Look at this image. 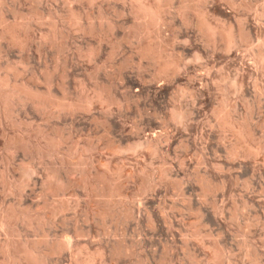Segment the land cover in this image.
<instances>
[{"label": "rangeland", "instance_id": "rangeland-1", "mask_svg": "<svg viewBox=\"0 0 264 264\" xmlns=\"http://www.w3.org/2000/svg\"><path fill=\"white\" fill-rule=\"evenodd\" d=\"M159 3L166 25L146 33L131 0H0V264H264V0ZM238 72L221 114L218 81ZM179 87L206 92L185 134Z\"/></svg>", "mask_w": 264, "mask_h": 264}, {"label": "bare ground", "instance_id": "bare-ground-1", "mask_svg": "<svg viewBox=\"0 0 264 264\" xmlns=\"http://www.w3.org/2000/svg\"><path fill=\"white\" fill-rule=\"evenodd\" d=\"M131 1H133L134 3H135V9H134V13H135V15H134V17L136 16V23H135V21H134V23L135 24H137V21H139L140 23H142L143 24V28H144V30H145V32L146 33H148V32H150V30H151V28L152 27H154V28H160L161 29V27H163V26H165L166 25V20H165V15L169 12V8H168V6H166V5H163V3L161 4V3H159V2H162V0L161 1H158L157 3H154V4H151V3H147V1L145 2L144 0H131ZM157 1V0H156ZM155 1V2H156ZM168 2V1H167ZM173 3V2H172ZM263 6V5H262ZM172 9V8H171ZM133 10V9H132ZM185 11V10H184ZM262 13H264V12H262ZM201 17V16H200ZM134 19V18H133ZM103 20V19H102ZM207 18L205 19V15L203 16V25L208 29V31L210 32V33H214L216 30H215V27L213 28L212 26H211V24L209 25L208 23H207ZM92 21V20H91ZM105 21V20H104ZM109 21V20H108ZM103 22V21H102ZM169 22V21H168ZM241 22V21H240ZM109 23V22H108ZM258 23V22H257ZM263 23V22H262ZM90 24V23H89ZM102 24V23H101ZM104 24V23H103ZM105 25V24H104ZM106 25H107V23H106ZM113 26H114V24H113ZM239 26H240V24H239ZM245 27V26H244ZM110 28V27H109ZM141 28H142V25H141ZM142 28V29H143ZM153 28V29H154ZM242 28V27H241ZM246 28V30L248 29L247 27H245ZM219 29V28H218ZM222 29V28H221ZM83 30V29H82ZM107 30V29H106ZM163 30V29H162ZM224 31L225 30H227V29H223ZM88 31V30H87ZM219 31H220V29H219ZM230 32V28H229V31H228V33ZM226 34V37H227V40H228V44H227V50L228 51H232V49L231 48H233V45H235V43H237V42H235V39H234V37L232 36V35H230V34ZM245 33V32H244ZM159 34V33H158ZM216 34V33H215ZM220 34V33H219ZM237 34H239V33H237ZM242 34V33H241ZM247 34V33H246ZM211 35V34H210ZM214 35V34H213ZM238 36V35H237ZM240 36V35H239ZM259 36V35H258ZM208 37V36H207ZM242 37V36H241ZM238 38V37H237ZM245 38L246 37H244V39L243 40H245ZM253 38V37H252ZM259 38V37H258ZM237 40V39H236ZM239 41H241L240 40V37H239V39H238ZM237 40V41H238ZM238 41V42H239ZM263 41V40H262ZM244 43V42H243ZM239 44V43H238ZM237 44V45H238ZM242 44V43H241ZM248 44V43H247ZM249 44H251V43H249ZM248 44V45H249ZM260 44V43H259ZM236 45V46H237ZM182 46V45H181ZM235 46V47H236ZM260 46V45H259ZM261 46L262 47H264V43L262 42V44H261ZM238 47H239V45H238ZM183 48V47H182ZM187 48V47H186ZM250 48H252V46H250ZM147 49V48H146ZM255 49H257V48H255ZM263 49V48H262ZM234 50V49H233ZM236 50L237 51H239L237 48H236ZM227 51V52H228ZM231 51H230V53H231ZM236 51V52H237ZM256 52H258V51H256ZM89 53V52H88ZM245 54V53H244ZM87 55H89V54H87ZM245 57V56H244ZM255 57V56H254ZM193 59H194V62L195 63H202V61H203V58H204V56L202 57V55L201 54H199V53H195V55H194V57H192ZM165 59V58H164ZM258 59H259V61L264 65V49H263V53H260L259 54V56H258ZM160 60V59H159ZM158 60V61H159ZM163 60V59H162ZM173 60V59H172ZM191 60V59H190ZM170 62V61H169ZM173 62H175V61H173ZM187 62V61H186ZM193 62V63H194ZM178 63V62H177ZM185 63V62H184ZM201 63H200V65H201ZM206 62H204V64H205ZM175 63H173V64H169V63H167V64H162V65H164L162 68H161V73H165V72H167L168 71V69L170 68V67H172L173 65H174ZM203 64V63H202ZM179 65V64H178ZM185 65V64H184ZM261 65V64H260ZM176 66V65H175ZM183 66V65H182ZM213 67H214V65H213ZM175 68V67H174ZM180 68V67H179ZM184 67H181V69H183ZM264 68V67H263ZM187 69V68H186ZM185 69V70H186ZM177 70H178V68H177ZM261 70V69H260ZM264 70V69H263ZM241 72V71H240ZM240 72H238V73H235L236 75L234 76H221V78L219 79V81H218V85H219V88L218 89H220V91H221V93L223 94V96L222 97H224L223 99H222V107H221V111H219V112H221V114H224V113H229L230 112V110H232L233 109V107H232V109H230V105H229V97L230 96H237V97H239L240 95H243L244 94V86H245V80L246 79H244V75L242 74V73H240ZM173 75V74H172ZM179 76V75H178ZM1 78V77H0ZM177 78V77H176ZM3 83H7V81L5 80V81H3ZM16 85V84H15ZM11 86V85H10ZM25 86V85H24ZM255 86V85H254ZM178 87V86H177ZM256 87V86H255ZM17 90L13 93V94H18L19 93V91H18V88H16ZM21 89V88H20ZM27 89V88H26ZM100 90V89H99ZM176 90V89H175ZM202 90V89H201ZM27 91V90H26ZM30 91H31V89H30ZM206 91V90H205ZM258 91V90H257ZM9 92V91H8ZM13 92V91H12ZM175 92V91H174ZM174 92H173V94H174ZM197 92H199V91H197ZM261 92V91H260ZM259 92V93H260ZM40 93V92H39ZM103 93V92H102ZM104 94V93H103ZM18 95H21V94H18ZM206 95V92H204L203 90L200 92V93H192V92H190L188 89H186V88H183V87H179V88H177V91L175 92V94H174V96L173 95H171V96H173V98L172 99H174L173 100V102H174V104H173V110H172V119L174 120V121H176L177 123H179L180 125H181V127H182V129H183V133L185 134L186 132H188L189 130H190V128H192V125L193 124H195V123H193L194 122V116L197 114V113H195V112H197L196 110H197V101L199 100V99H201V98H203L204 96ZM245 95H248V94H246L245 93ZM11 96V94H7V97H10ZM234 96V97H235ZM257 96V95H256ZM95 97H97V95H95ZM104 97H105V95H104ZM206 97V96H205ZM259 97V96H258ZM14 98V97H13ZM98 98V97H97ZM103 99L104 101L103 102H109V103H111L110 101H107L106 100V98H103V97H101V96H99V99ZM86 99V98H85ZM93 100H91V97L89 98L88 97V99H87V103H86V105L88 104V107H90L91 106V104H92V101L93 102H95V98H92ZM108 99V98H107ZM241 99V98H240ZM246 99H248V97L246 98ZM27 100H28V98H27ZM60 100V99H59ZM110 100V99H109ZM256 100H257V98H256ZM255 100V101H256ZM98 101V100H97ZM96 101V103H98ZM102 101V100H101ZM201 101H202V99H201ZM236 102H237V100H236ZM257 102V101H256ZM37 103V102H36ZM39 103V102H38ZM109 103H107V104H109ZM112 103H114V102H112ZM111 103V104H112ZM171 103V102H170ZM245 103V102H244ZM249 103H250V101H249ZM252 103V102H251ZM172 104V103H171ZM232 104V103H231ZM42 105V104H41ZM245 105V104H244ZM252 105V104H251ZM44 106V105H43ZM92 106H94L93 104H92ZM103 106H105L104 104H103ZM238 107V106H237ZM236 107V108H237ZM251 107H253V106H251ZM110 108V107H109ZM235 108V109H236ZM247 108H249V107H247ZM246 108V109H247ZM73 109V108H72ZM252 109V108H251ZM236 111V110H235ZM235 111H234V114H235ZM238 111V110H237ZM249 112V111H248ZM231 113V112H230ZM247 113V112H246ZM252 114V113H251ZM247 115V114H246ZM250 115V114H249ZM221 116V115H220ZM252 116V115H251ZM171 117L169 118V119H171ZM229 117V116H228ZM246 117V116H245ZM248 118H249V116H248ZM251 118V117H250ZM195 119H196V116H195ZM197 120V119H196ZM223 120V119H222ZM246 120V119H245ZM221 121V120H220ZM229 121V120H228ZM227 121V122H228ZM249 121V120H248ZM249 122H251V121H249ZM225 123V122H224ZM230 123V122H229ZM229 123H227V124H229ZM247 123V122H246ZM226 124V125H227ZM251 124V123H250ZM253 124V123H252ZM225 125V126H226ZM234 125V124H233ZM224 126V125H223ZM240 127V126H239ZM231 128V127H230ZM247 128V127H246ZM181 129V128H180ZM233 129V128H232ZM238 129V128H237ZM241 129V128H240ZM244 129V128H243ZM249 129V128H248ZM250 129H251V133H252V128L250 127ZM242 130V129H241ZM111 130H109V132H110ZM185 131V132H184ZM244 130H242V133H244L243 132ZM254 131V130H253ZM235 132H236V130H235ZM112 133V132H111ZM236 133H240V130H239V132H236ZM235 133V134H236ZM188 134V133H187ZM251 135V134H250ZM239 135H237V137H238ZM242 136L244 137L245 135H243L242 134ZM241 136V137H242ZM253 136V135H252ZM113 137V136H112ZM111 137V138H112ZM115 138V137H114ZM240 138V137H239ZM246 138V137H245ZM113 139V138H112ZM123 139V138H122ZM244 139V138H243ZM111 140V139H110ZM114 140V139H113ZM245 140V139H244ZM114 141H116V139L114 140ZM113 141V142H114ZM248 141H249V139H248ZM248 143V142H247ZM109 144V143H108ZM245 144V143H244ZM249 144V143H248ZM247 144V145H248ZM251 144V143H250ZM22 145V144H21ZM112 145V144H111ZM110 146V145H109ZM128 146V145H127ZM148 147H150V148H152L153 150H154V148L152 147V142H151V140L150 141H144V142H139V143H135L134 145H132V146H130L128 149L130 150V151H134V152H140V151H145V149L146 148H148ZM247 147H249V146H247ZM112 148V147H111ZM245 148H246V146H245ZM252 148H253V146H252ZM255 148V147H254ZM249 149V148H248ZM251 149V148H250ZM110 150H112V149H110ZM114 150H115V147H114ZM143 151V152H144ZM201 151V150H200ZM246 151V150H245ZM114 152V151H113ZM133 152V153H134ZM149 152V151H148ZM250 152H252L253 154L254 153H256V151H254V150H250ZM259 152V151H258ZM122 153V152H121ZM125 153V152H124ZM132 153V152H131ZM145 153V152H144ZM229 153V152H228ZM143 154V153H142ZM141 154V155H142ZM196 154H197V152H196ZM202 154H203V152L200 154L201 156H202ZM233 154H235L234 152H233ZM237 154H238V152H237ZM124 155V154H123ZM260 155V154H259ZM125 156V155H124ZM200 157V156H199ZM203 157V156H202ZM186 162V161H185ZM204 162V161H203ZM199 163H201V162H199ZM215 164V163H214ZM185 165V164H184ZM208 165V164H207ZM194 166V165H193ZM200 166V165H199ZM197 167V166H196ZM195 167V168H196ZM215 167V166H214ZM187 168V167H186ZM201 168H203V167H201ZM200 168V169H201ZM193 169V168H192ZM192 169L190 170L189 169V172L190 171H192ZM199 169V171H201V173H203L204 171H202V170H200ZM205 169V168H204ZM207 169V168H206ZM197 170V169H196ZM213 170V169H212ZM114 171V170H113ZM116 171V170H115ZM185 171H186V169H185ZM222 171V170H221ZM169 172H171V171H169ZM181 172V171H180ZM179 172V173H180ZM189 172H188V174H189ZM195 172V171H194ZM208 172H210V171H208ZM218 172L220 173V170H218ZM224 172V171H223ZM181 173H183V171L181 172ZM193 173V172H192ZM192 173H190V174H192ZM197 173V172H196ZM37 174V173H36ZM35 174V172L33 171V169L31 170V169H26V168H24L23 169V171H22V182H21V186H20V189H22V190H25L27 187H29L30 186V184H31V180H34L33 178H36L34 175H36ZM102 174V173H101ZM100 174V175H101ZM107 174V173H106ZM174 174V173H173ZM187 174V175H188ZM205 174H207V171L205 172ZM55 175V174H54ZM126 175V174H125ZM170 175V174H169ZM194 175H198V174H194ZM200 175V174H199ZM203 175H204V173H203ZM246 175H248V173L246 174ZM246 175H245V177H246ZM251 175V174H250ZM163 176L164 177H166L167 176V174H166V172H164V174H163ZM175 176V175H174ZM191 175H189V177H190ZM193 176V175H192ZM205 176V175H204ZM204 176H201V178H203ZM207 176V175H206ZM205 176V178L207 179V177ZM52 177V176H51ZM108 177V176H107ZM172 178H173V175L171 176ZM185 177V176H184ZM188 176H186V178H187ZM256 177V176H255ZM54 178V177H53ZM176 178V177H175ZM180 178V177H179ZM240 178H244V177H241L240 176ZM239 178V179H240ZM250 178H252V177H250ZM52 179V178H51ZM96 179H97V177H96ZM108 179H110V178H108ZM181 179V178H180ZM188 179H191V178H188ZM198 179V178H197ZM208 179H210V178H208ZM246 179V178H245ZM249 179V177L246 179V180H248ZM173 180V179H172ZM177 180H179V179H177ZM176 180V181H177ZM195 180V179H194ZM205 179H203V181H204ZM35 181V180H34ZM111 181H112V179H111ZM190 181V180H189ZM203 181H201V182H203ZM114 182V181H113ZM182 182V181H181ZM188 182V181H187ZM191 182V181H190ZM193 182V181H192ZM201 182H200V184H201ZM204 182H206V180L204 181ZM203 182V183H204ZM208 182V181H207ZM206 182V183H207ZM211 182V181H210ZM209 182V183H210ZM252 182V181H251ZM175 183V182H174ZM199 183V182H198ZM184 184H185V181H184ZM187 184V183H186ZM192 184V183H191ZM190 184V185H191ZM177 185H178V190H179V192H180V194H183V195H185V193H186V191L188 190H186V186L185 187H183V185L181 186L180 184H178V182H177ZM194 185H196V184H194ZM211 185H212V183H211ZM251 185V184H250ZM189 186V185H188ZM187 186V187H188ZM192 186V185H191ZM202 186H205V185H202ZM174 187V186H173ZM149 188V187H148ZM190 188H192V187H190ZM203 188H205V187H203ZM151 189V188H150ZM177 189V188H176ZM193 189V188H192ZM145 190V189H144ZM195 190V189H194ZM174 191H175V189H174ZM178 192V193H179ZM192 192V191H191ZM195 192V191H194ZM142 193V192H141ZM154 193V192H153ZM176 193V192H175ZM177 193V194H178ZM188 193V192H187ZM187 193H186V195H187ZM193 193V192H192ZM191 193V194H192ZM205 193V192H204ZM190 194V193H189ZM185 195V196H186ZM195 195V194H194ZM202 195H204V194H202V192H201V196ZM176 196H178V195H176ZM182 196V195H181ZM184 196V197H185ZM201 196H199V197H201ZM179 197V196H178ZM183 197V198H184ZM191 197V196H190ZM180 198V197H179ZM190 198L188 197V200H187V197L184 199L185 201L187 200V201H190L189 200ZM191 199H193V196H192V198ZM195 199V198H194ZM193 201H195V200H193ZM184 202V201H183ZM72 203V202H71ZM71 203H69V201L67 202V201H62V203L60 204V206L59 207H57V209H56V212H53L54 214L56 213V214H59V213H63L64 211H66V210H68L69 209V207L71 206ZM185 203V202H184ZM194 204V202H192V205ZM187 205V204H186ZM189 203H188V207H189ZM194 206H195V204H194ZM192 207V206H191ZM56 208V207H55ZM55 208H54V210H55ZM187 209V208H186ZM188 209H190V208H188ZM192 209V211L194 212V213H196V210H195V208L193 207V208H191ZM164 210V209H163ZM53 211V210H52ZM184 211H185V209H184ZM148 212V211H147ZM201 212H202V210H201ZM193 213V214H194ZM203 213V212H202ZM52 214V213H51ZM134 214V213H133ZM162 214V213H161ZM192 214V213H191ZM199 214H201L200 212H199ZM135 215V214H134ZM149 215V214H148ZM195 215V214H194ZM193 215V216H194ZM203 215V214H202ZM150 216H151V214H150ZM167 216V215H166ZM165 216V217H166ZM200 217H201V215H199ZM206 216V215H205ZM162 217V216H161ZM204 217V216H203ZM139 219V218H138ZM152 220V219H151ZM152 222V221H151ZM157 224V223H156ZM168 225H170V224H167V226ZM151 226V225H150ZM153 226V225H152ZM149 227V226H148ZM153 229H154V226H153ZM178 229V228H177ZM176 230V229H175ZM155 232V231H154ZM169 232V231H168ZM178 232V231H177ZM179 233V232H178ZM163 235V234H162ZM184 238H185V236H184ZM188 241V240H187ZM184 243V242H183ZM185 244V243H184ZM187 245V244H186ZM69 245H68V243L67 244H64V247H68ZM184 247V246H183ZM30 248V247H29ZM53 248H54V246H53ZM59 248V247H58ZM57 248V249H58ZM61 248V247H60ZM59 248V249H60ZM132 248V247H131ZM167 248V247H166ZM187 248H188V246H187ZM186 248V249H187ZM63 249V248H62ZM69 249H70V247H69ZM133 249V248H132ZM192 249V248H191ZM51 250V249H50ZM55 250V249H54ZM168 250V249H167ZM183 250V249H182ZM246 251H248V250H246ZM35 252V251H34ZM248 255H249V253L248 252H246ZM134 254V253H133ZM31 256H32V262H33V264H39V263H42L43 264V261L44 260H42V258H41V256H36V253H35V255L33 254V253H31L30 254ZM37 255H39V254H37ZM186 255H187V253H186ZM104 256V255H103ZM191 256H193L192 255V253H191ZM255 256H257V255H255ZM43 257H45V256H43ZM97 257V256H96ZM100 257V256H99ZM258 257V256H257ZM93 258V257H92ZM256 258V257H255ZM254 258V259H255ZM47 260V259H46ZM88 260V259H87ZM89 260H90V258H89ZM260 260V259H259ZM259 260L258 259H255L254 261H255V264H260L259 263ZM261 261V260H260ZM93 262V261H92ZM49 263V262H48ZM45 264H46V262H45ZM230 264H232L231 262H230Z\"/></svg>", "mask_w": 264, "mask_h": 264}]
</instances>
